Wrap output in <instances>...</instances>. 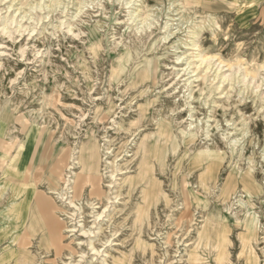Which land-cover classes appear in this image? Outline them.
Here are the masks:
<instances>
[{
	"label": "rangeland",
	"instance_id": "obj_1",
	"mask_svg": "<svg viewBox=\"0 0 264 264\" xmlns=\"http://www.w3.org/2000/svg\"><path fill=\"white\" fill-rule=\"evenodd\" d=\"M0 264H264V0H0Z\"/></svg>",
	"mask_w": 264,
	"mask_h": 264
},
{
	"label": "bare ground",
	"instance_id": "obj_2",
	"mask_svg": "<svg viewBox=\"0 0 264 264\" xmlns=\"http://www.w3.org/2000/svg\"><path fill=\"white\" fill-rule=\"evenodd\" d=\"M82 5V4H81ZM183 5V4H182ZM39 8V7H38ZM77 11V10H76ZM81 12V11H80ZM77 13V12H76ZM79 15V13L77 14ZM129 15V14H128ZM147 17V16H146ZM40 19V18H39ZM142 21V20H141ZM20 25V24H19ZM92 34V33H91ZM215 58V57H214ZM199 59V57H198ZM201 60V59H199ZM199 63V62H198ZM208 71V69H207ZM194 72V71H193ZM202 72V71H201ZM197 78V77H196ZM222 80V79H221ZM205 83V82H204ZM42 134V133H41ZM39 135V134H38ZM158 135V134H157ZM42 137V136H41ZM152 138L151 135L147 136L146 139L142 140L140 142V144L138 145V148L139 151L141 153H144L146 151V140ZM159 140V139H158ZM161 140V139H160ZM165 140V139H164ZM42 142V140H41ZM155 142V141H154ZM39 143H40V138L38 137L37 138V141H36V144L33 146V149H32V154L31 156L28 158L26 155H28L27 153V149L25 148L23 151H22V155L23 157H26V160L27 162H33V160L35 159L36 157V154H37V149L39 147ZM215 144V143H214ZM42 145V144H41ZM93 143L91 140H89L88 142H86V144L83 146V161H82V167L84 169V176H83V183H90L92 186H94V181L96 180V178L98 177L99 175V172H98V167L96 165H93V162H92V154H91V151H90V148L92 147ZM212 145V144H211ZM151 147V146H150ZM154 146H152L153 148ZM211 148V147H210ZM42 152H43V159H46L48 158L49 156H53L55 155L59 150H57L56 146L52 143L51 145L49 146H43V149H41ZM57 151V152H56ZM217 151L216 149H211V150H208V151H200L198 152L197 156L206 161V160H211V158L215 157L217 155ZM42 164V163H41ZM203 166V165H202ZM235 167V166H234ZM233 167V168H234ZM159 169V168H158ZM201 169V168H200ZM234 170V169H233ZM235 171V170H234ZM160 173V172H159ZM187 184V182H186ZM189 185V184H188ZM37 188V187H36ZM212 188V187H211ZM3 189V188H2ZM24 190H27V192H29V190L27 188H23ZM214 189V188H213ZM23 190V191H24ZM201 191V190H200ZM261 191V190H260ZM19 192V191H18ZM22 191H20L21 193ZM203 192V191H201ZM244 192V191H243ZM210 193V192H209ZM260 193V192H259ZM262 193V192H261ZM205 194V193H204ZM258 195V194H257ZM249 197V196H248ZM30 198H31V194H30ZM24 199V198H23ZM22 199V200H23ZM25 200V199H24ZM23 200V201H24ZM35 200L39 203V205L42 207L44 213L46 214L47 216V211H46V203H44V201H42L41 197H36ZM202 200V199H201ZM99 202V201H98ZM22 208V207H21ZM17 218V217H16ZM248 226V225H246Z\"/></svg>",
	"mask_w": 264,
	"mask_h": 264
}]
</instances>
